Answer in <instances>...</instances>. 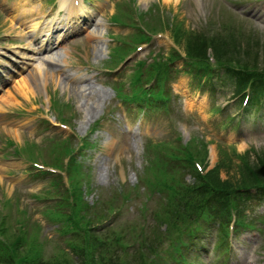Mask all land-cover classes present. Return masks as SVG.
<instances>
[{"label": "rangeland", "instance_id": "obj_1", "mask_svg": "<svg viewBox=\"0 0 264 264\" xmlns=\"http://www.w3.org/2000/svg\"><path fill=\"white\" fill-rule=\"evenodd\" d=\"M7 1L8 4L0 5V40L3 41L8 40L4 33H15L18 30H12L7 19V5L15 0ZM31 1L41 3L39 15L50 14L49 20L57 16L58 21H61L65 16L64 10L58 8L57 0ZM84 5L93 9L100 19L97 28L92 31L93 25L87 31L81 29L79 35H74L58 49H53L43 56L44 80L43 75L34 74L36 69L32 68L27 76L30 84L22 82L20 87L21 91L33 89V93L27 92L28 98L23 97L14 88H10L11 93L3 95L9 119H6L4 124L0 123V222L4 221L8 226L9 230L2 228L7 244L13 248V254L29 253L23 245L14 244L16 237L23 236L15 233L18 231L17 223L22 221L26 227L31 228L36 240L45 238L47 241L44 250H40L41 255L37 253V257L40 255L47 259L57 250H64L71 257L61 256L68 258H63L60 264H64V261H69L67 264L79 261V237L66 235L67 232L64 231L59 232L56 226L63 224L61 222H75L87 227L89 220L79 218V203H75L77 206L72 212L51 218L47 206L50 203L52 210H57L55 203L37 198L34 193L43 188H52L50 177H56L58 180L60 174L46 175L47 179L28 175L25 168L31 165L24 159L25 155H12L11 148L5 145L4 140L12 139L20 145L29 143L32 149L28 151L36 161L62 168L66 160L63 156L68 151L60 146L54 149L52 144L62 143L74 149L81 144L82 137L85 136L84 140L91 144L92 148L88 149L86 146L82 156H78L77 162L75 161L79 169L87 171L90 177L91 189L86 191L83 200H80L82 209L91 211L90 215L96 211L101 215V223L111 216L109 223L106 222V226L105 223L101 225L95 233L98 237L90 247L91 250H96V245L102 247L101 240L106 238L108 242L103 247L111 248L121 264H137L134 255L139 252H142L140 258L146 260L147 264L159 261L162 253L175 244L177 235L173 232L174 229H183L186 223L196 221L194 208L186 206L184 199L196 195L197 192L194 191H197L200 185L201 191L214 185L221 197L227 193V201L222 200L221 207H213L218 213L208 210L204 211V214H208L210 219L216 216L217 220L224 221L244 203L240 217L243 216V222L249 226L244 227L243 232L242 227L238 226L237 231L241 236L237 240L227 238L233 248H227L226 251L223 250L221 242L224 234L220 233L219 227L214 225L211 230L205 229L206 233L195 246L199 253L198 260L195 263L188 257L189 264H223L221 261L227 255L235 258L241 255L245 264H264V199L259 196L260 202L255 204L257 200L244 195L246 188L241 187L255 185L261 179L264 181V105L254 111V124L250 125L240 119L234 102L228 103L232 94V78H228V82L224 84L215 78L212 82L215 90L209 87L210 82L205 86L209 92H202L192 87L184 73L178 74L177 78L170 82L168 103L162 108L144 109L145 106L141 104L139 109L144 110L139 111L136 102H123L115 94V87L120 85L125 93L131 92L130 74L137 61L143 60V69H149L151 63L156 62L159 56L167 57L172 52L187 54V45L189 40L195 37L193 35L200 39L213 40L207 52L212 48H220L225 43L222 39L226 38L232 40V43L237 42V47L250 48L253 55L257 52L260 58L256 60L263 61L260 59L264 58V0H85ZM114 11L116 16L111 18L110 14ZM134 12L137 13L134 16L140 17L146 27L156 33L149 42L140 43L141 50L130 52L124 62L114 70L108 71L105 66L110 64L109 57L114 51L119 50L117 53L123 55L134 47L129 41L124 44L127 34L131 38L134 33L130 26L134 21ZM82 20L83 18L78 22L85 25ZM60 26L64 28V24L57 27ZM177 31L182 33L176 35ZM90 33L95 34L97 38H91ZM9 41L6 44L16 42ZM227 52L229 53H222L220 57L231 65L233 56L229 48ZM148 77L149 71H145L141 82L144 84L140 87L154 85L155 76ZM53 94L63 102L61 118L70 126V130L59 127L58 122H54L58 111H53L48 102V96ZM33 108L38 110L34 111ZM27 113H32L34 118H31L28 126L18 127ZM41 115L53 125H39L35 117ZM96 121L99 122L96 127L98 130L87 137ZM174 125L176 129L172 127ZM177 132L180 135L178 138L175 137ZM115 139L119 143V150L114 152L117 153L116 156L110 155L109 146V142ZM189 144H195L200 150L197 153L195 148L191 158L199 161L207 178L215 183L204 182L192 172L188 155L183 152ZM154 145L158 146L153 150ZM164 146L174 148L172 153L167 155L163 150L166 149ZM232 146L234 148L229 149ZM155 155L162 158L163 165L160 169L164 166L166 176L169 170L176 176L182 174L178 179L180 186L175 188L176 191L163 192L168 195L169 204L155 186L148 187L151 182L142 184L140 181L144 176L141 172L143 166L148 160L151 161L150 158H155ZM61 174L64 177L63 185L58 183L53 189L65 190L62 194L69 196L65 187L67 174L65 171H61ZM72 175L73 180L80 179L78 174V177L74 173ZM56 178L53 181L56 182ZM85 181L87 182V176ZM111 192L119 193L115 197H126L127 201L121 203L120 200H110ZM121 193L123 196H120ZM102 195L109 200L105 198L101 205H98ZM93 203L97 204L91 207ZM155 221L160 222L156 227L157 235L154 232L149 234ZM196 223L202 221L198 219ZM112 227L117 228L116 234L103 233L105 228L111 230ZM143 231L145 234L140 236ZM142 238L147 240L146 247L141 245ZM118 243L125 245L128 252L126 258L122 257L123 250ZM42 245L43 241L40 243L41 248ZM154 250L157 254L151 256ZM114 255L110 258L115 263ZM93 256L98 258L96 251ZM108 262L111 260L106 264ZM0 264H6V260L0 258Z\"/></svg>", "mask_w": 264, "mask_h": 264}, {"label": "trees", "instance_id": "obj_2", "mask_svg": "<svg viewBox=\"0 0 264 264\" xmlns=\"http://www.w3.org/2000/svg\"><path fill=\"white\" fill-rule=\"evenodd\" d=\"M182 32L177 31L175 34H181ZM195 37H193L191 40H189L192 44L187 45V54L186 56L191 58L189 59L190 63L192 65H194L195 67H201L203 70H206L208 73H211L214 70V67L210 66V64L208 63L207 60V48L212 46L213 44V40L211 38H202L200 39L197 35H193ZM225 40L223 42V45H228V46H223L221 45L220 48H212L211 53L214 55L215 59H216V64L215 68H219L221 69L220 66H224L223 68L226 69V71H228L230 74H232L230 72L229 69H227L228 63L225 61L221 60L220 55L222 53H229L228 48L230 49V54L233 56V61L237 64L236 66L238 68V70L244 69L246 70L247 68H249V71H253V74L251 75L250 78V83L252 85L253 88H258V86L260 85L263 88L264 85V58H261L260 60L263 61H258L256 59H259L260 57L257 56V52H255V54L253 55L250 52V48H240L237 47V42L232 43V40H228L226 38L222 39ZM177 41V39H176ZM201 44V45H199ZM199 45V46H198ZM232 48V50H231ZM240 48V49H238ZM243 61V62H241ZM227 65V66H225ZM167 66L168 63L167 62H163V63H155L152 66H150V71L154 72L155 74H157L158 79L161 80L162 77H164L168 72H167ZM236 66H233L234 68ZM241 68V69H240ZM232 70V69H231ZM233 69L232 72H234V74L240 76V78H242V72ZM258 71H260L259 73H257ZM250 72V73H251ZM249 73V76H250ZM258 76V77H257ZM262 76V77H261ZM261 77V78H260ZM195 144H190V146L187 148L186 150V155H188V159H190L191 155L193 154V152L195 151ZM196 152L198 153L200 150L198 148H196ZM264 168V167H263ZM262 168V169H263ZM193 172H195V170H193ZM196 173V172H195ZM204 182H212V180H210V178L207 176L206 177H202L201 179ZM258 183H264V181L261 179L259 181H257ZM200 183V182H199ZM215 183V182H212ZM213 185V184H212ZM241 187H250V186H241ZM199 191L196 196L193 197H187L184 199V203L187 204L186 206H191L194 207L195 212L197 213V217H203V218H209L208 214H204V211H208V210H212V213H215L216 211L213 209L214 206L216 207H221L222 206V202L221 198L223 199V195L222 197L220 195L216 194L217 188L216 186H210L207 190L205 191H200L201 185L198 187ZM167 192L171 191L174 189V184L167 186L166 188H164ZM247 190V189H246ZM206 192H208L206 194ZM210 192V193H209ZM168 196V195H167ZM167 202H170V200L168 199ZM78 207V210H80V207ZM79 216H83V215H79ZM84 217L86 219H88L85 215ZM73 224V223H72ZM87 227H83L81 224H73L72 227L69 226V224H65L63 226V229L65 231L68 232H72V234H76L79 237V243H78V247H77V255L79 256V261L75 260L71 261L70 263L72 264H106V262L110 259L111 262H108L107 264H119L117 256L114 255V251L111 250V248H105L103 247L104 245L106 246V243L108 242V240L102 239L101 242H103L102 247H99V245H96L94 247V249L96 247H98L97 250H91L90 247L92 246V244H94L95 238L98 237L94 232L96 231V227H94V221L93 218L90 219V221H88ZM113 233H116L113 231ZM19 234V233H18ZM94 234V235H93ZM17 239H15L14 244H23L27 241L25 234H23V236L21 237L19 235V237H16ZM176 239V244L175 247H177V244L180 245L182 242L184 241H179L180 237L179 234L177 235ZM141 245H145L146 244V239L142 238L141 240ZM179 241V243H178ZM3 245V249H4V258L6 260V264H35V259L36 257L33 256L32 254V248L28 247L27 249L29 250L28 252H24L22 255H18V254H13V248L10 247L7 242L5 237L3 238V241L1 242ZM120 246L121 244L118 243ZM122 250H123V255L122 257L127 256L126 252V248L125 245L121 246ZM31 251V252H30ZM97 252L98 258L95 259L94 258V252ZM169 251H167V253L165 254V256H168ZM111 255H114L116 257L115 263L113 262V259L110 258ZM142 252L139 253H135L134 258L136 259L137 264H147L146 260L143 261V259H141L140 257H142ZM63 258H68V257H59V258H55L52 259L48 262H44L41 264H56V263H61V260ZM141 260V262H140ZM130 261V260H129ZM133 261V260H131ZM67 262L69 261H64V264H67ZM121 264V262H120ZM166 264H170L168 261L166 262Z\"/></svg>", "mask_w": 264, "mask_h": 264}, {"label": "bare ground", "instance_id": "obj_3", "mask_svg": "<svg viewBox=\"0 0 264 264\" xmlns=\"http://www.w3.org/2000/svg\"><path fill=\"white\" fill-rule=\"evenodd\" d=\"M67 3H68V0H58V4H59V8H61V7H67ZM26 6H27V4H24V5H22L21 7H19L18 9V12H20L18 15H20V16H23L24 18H26V16H28V13H29V11H28V9L26 8ZM77 12L78 11H81V4H79V6L77 7V10H76ZM30 22H32V20H30L28 23H30ZM22 23H23V21H22ZM33 28H35V26L33 27ZM42 34V33H41ZM43 44H44V42H43ZM43 44H42V46H43ZM46 45V44H45ZM42 46H41V48H42ZM40 49H38L36 52H38ZM43 59H40L38 62H40L39 64H37V66H36V71H34V74L35 73H37L39 76L41 75H43V80H44V76H45V71H44V66H45V64L43 63V62H41ZM15 62H19V63H21V64H24L22 61H15ZM15 72H17V71H15ZM25 81V80H24ZM17 83V82H16ZM25 83L26 84H30V82L28 81V80H26L25 81ZM22 85H15V90L16 91H18L23 97H25V98H28V95H27V92H30V93H33V89H31V88H29V90L28 91H21L22 89L20 88ZM3 167V166H2Z\"/></svg>", "mask_w": 264, "mask_h": 264}]
</instances>
